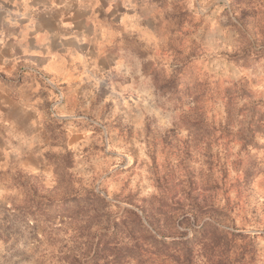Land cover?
Here are the masks:
<instances>
[{"label":"rangeland","instance_id":"rangeland-1","mask_svg":"<svg viewBox=\"0 0 264 264\" xmlns=\"http://www.w3.org/2000/svg\"><path fill=\"white\" fill-rule=\"evenodd\" d=\"M264 264V0H0V264Z\"/></svg>","mask_w":264,"mask_h":264},{"label":"clouds","instance_id":"clouds-1","mask_svg":"<svg viewBox=\"0 0 264 264\" xmlns=\"http://www.w3.org/2000/svg\"><path fill=\"white\" fill-rule=\"evenodd\" d=\"M81 264H84V262L82 261V262H81ZM132 264H136V262H135V261H133V262H132Z\"/></svg>","mask_w":264,"mask_h":264}]
</instances>
